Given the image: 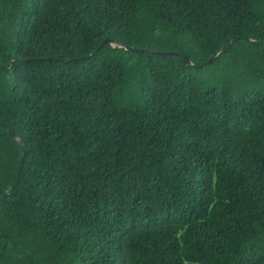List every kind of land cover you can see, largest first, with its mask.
I'll list each match as a JSON object with an SVG mask.
<instances>
[{
    "label": "trees",
    "instance_id": "1",
    "mask_svg": "<svg viewBox=\"0 0 264 264\" xmlns=\"http://www.w3.org/2000/svg\"><path fill=\"white\" fill-rule=\"evenodd\" d=\"M0 264H264V0H0Z\"/></svg>",
    "mask_w": 264,
    "mask_h": 264
},
{
    "label": "water",
    "instance_id": "2",
    "mask_svg": "<svg viewBox=\"0 0 264 264\" xmlns=\"http://www.w3.org/2000/svg\"><path fill=\"white\" fill-rule=\"evenodd\" d=\"M106 42H109V43H111L112 45H118V46H120V47H124L125 49H128V50H135V48H133V47H129V46H127L126 44L119 43V42H117L115 39H112V38H105L101 44L106 43ZM231 42H232V40L230 41V43H231ZM230 43H229V44H230ZM229 44L223 46V47H222L219 51H217L214 55L210 56L204 64L196 65V64L193 63V62H192L187 56H185V58H186V60H187L188 65H192V66H195V67H202V66H204L205 64L212 62L215 58H217V57L220 55V53L223 52V51L229 46ZM144 50L149 51V52L158 53V54L180 53L181 55H184L183 52H174V51H154V50H148V49H144ZM19 141H20V140H19Z\"/></svg>",
    "mask_w": 264,
    "mask_h": 264
},
{
    "label": "rangeland",
    "instance_id": "3",
    "mask_svg": "<svg viewBox=\"0 0 264 264\" xmlns=\"http://www.w3.org/2000/svg\"><path fill=\"white\" fill-rule=\"evenodd\" d=\"M175 52V51H174Z\"/></svg>",
    "mask_w": 264,
    "mask_h": 264
}]
</instances>
